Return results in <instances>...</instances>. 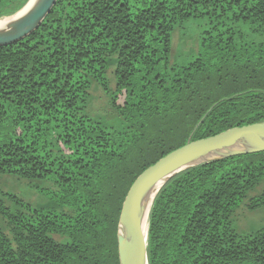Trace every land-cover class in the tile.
<instances>
[{"label":"trees","instance_id":"trees-1","mask_svg":"<svg viewBox=\"0 0 264 264\" xmlns=\"http://www.w3.org/2000/svg\"><path fill=\"white\" fill-rule=\"evenodd\" d=\"M29 0H0V18ZM264 123V0H57L0 47V264H120L124 199L189 142ZM148 264H264V151L170 178Z\"/></svg>","mask_w":264,"mask_h":264},{"label":"water","instance_id":"water-1","mask_svg":"<svg viewBox=\"0 0 264 264\" xmlns=\"http://www.w3.org/2000/svg\"><path fill=\"white\" fill-rule=\"evenodd\" d=\"M30 1L12 17L23 11ZM56 2L57 0H36L24 15L13 19L7 29H0V47L17 43L38 29ZM227 146H244L246 150L217 156ZM263 151L264 123H256L189 142L144 170L132 183L121 208L117 233L120 264H148L147 235L143 234L145 217L142 209L147 197L161 180L164 179V182L160 188L170 178L191 168L234 155ZM124 225L131 233L130 241L120 235V227Z\"/></svg>","mask_w":264,"mask_h":264},{"label":"bare ground","instance_id":"bare-ground-1","mask_svg":"<svg viewBox=\"0 0 264 264\" xmlns=\"http://www.w3.org/2000/svg\"><path fill=\"white\" fill-rule=\"evenodd\" d=\"M35 2H36V0H31L29 2V4L24 8V10L21 11L19 14H17L15 17L7 16L4 18L3 17L0 18V29L1 30L7 29L9 24L13 21V19L24 15L33 6V4ZM245 150H246V148L244 146H227L224 149H222L217 156H226V155L238 152V151H245ZM163 182H164V179L161 180L159 182L158 186L149 194V196L147 197V200L145 201V203L143 205L142 210H143V214L145 217V225H144V229H143L144 236L147 235L149 212L151 210L153 201L157 195V191L159 190V188ZM120 235H121V237H123L126 240H129V241L131 240V233H130L128 227L125 225L120 227Z\"/></svg>","mask_w":264,"mask_h":264},{"label":"rangeland","instance_id":"rangeland-1","mask_svg":"<svg viewBox=\"0 0 264 264\" xmlns=\"http://www.w3.org/2000/svg\"><path fill=\"white\" fill-rule=\"evenodd\" d=\"M11 17H12V15H11ZM4 18V17H3Z\"/></svg>","mask_w":264,"mask_h":264}]
</instances>
